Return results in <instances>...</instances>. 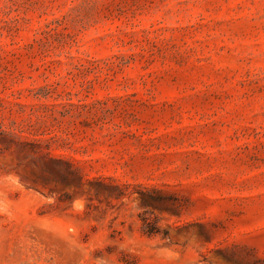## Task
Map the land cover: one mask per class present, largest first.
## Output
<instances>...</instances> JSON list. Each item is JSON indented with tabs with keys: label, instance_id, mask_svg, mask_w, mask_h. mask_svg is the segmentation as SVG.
<instances>
[{
	"label": "rangeland",
	"instance_id": "1",
	"mask_svg": "<svg viewBox=\"0 0 264 264\" xmlns=\"http://www.w3.org/2000/svg\"><path fill=\"white\" fill-rule=\"evenodd\" d=\"M0 264H264V0H0Z\"/></svg>",
	"mask_w": 264,
	"mask_h": 264
}]
</instances>
